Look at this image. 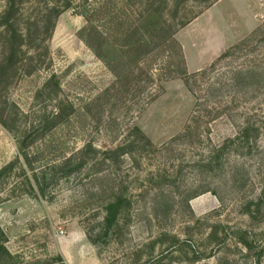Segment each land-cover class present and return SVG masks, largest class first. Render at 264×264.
<instances>
[{"label":"rangeland","instance_id":"374dc122","mask_svg":"<svg viewBox=\"0 0 264 264\" xmlns=\"http://www.w3.org/2000/svg\"><path fill=\"white\" fill-rule=\"evenodd\" d=\"M53 1L33 4L43 8ZM167 1L158 8V0H71L46 42L49 67L20 76L0 95L6 119L18 108V128L8 131L0 123V168L14 161L0 174L6 248L0 264H264V212L253 218L240 206L255 188L227 189L223 202L211 191L190 198L188 206L179 202L205 178L207 171H197L195 164L235 131L226 115L206 113L209 105L198 89L189 90L184 74L207 68L264 24V0H217L163 38L173 18V2ZM3 6L0 0V11ZM139 68L151 76L141 81L145 89L136 83L124 92L123 84L103 93L121 73L133 69L135 75ZM51 73L59 87L49 93L43 84ZM55 91L70 100L72 112L44 131L40 127L56 104ZM124 120L135 122L152 143L137 163L123 154L66 176L57 170L51 177L46 165L86 141L94 143L98 158L99 150L122 141ZM31 125L35 137L19 149L22 128L29 131ZM246 163L253 165V159ZM124 185L132 196L126 229L123 215L119 233L90 241L86 229L97 227L101 206L124 192ZM159 189L170 190V209L165 214L156 207L154 217L152 201Z\"/></svg>","mask_w":264,"mask_h":264},{"label":"trees","instance_id":"16d2710c","mask_svg":"<svg viewBox=\"0 0 264 264\" xmlns=\"http://www.w3.org/2000/svg\"><path fill=\"white\" fill-rule=\"evenodd\" d=\"M36 1L38 0H4V6L0 11V95L20 76L29 75L41 66L49 67L51 64L50 49L46 42L52 35L56 17L63 9L71 7L72 2L71 0H55L52 4L40 8L33 4ZM216 1L196 0L194 5L184 6L182 5L184 0H172L173 7L170 8L173 17L172 26L164 27L163 38H167ZM180 3H182L181 6ZM158 5V8L160 6L164 8L168 5V1L158 0ZM86 11L85 8L82 13ZM251 41L259 44H245ZM241 43L229 45L207 68L184 74V82L189 90L195 93L198 89L201 93L200 97L204 99L205 104L209 105L210 109H206V113L212 112L217 116L226 115L235 127V131L232 136L226 137L209 150L203 162L195 164L197 171L198 169L205 173L207 171L209 175L206 173L203 180L189 187L179 202L188 206L190 198L205 191H211L220 202H223L224 191L227 189L242 191L247 189L248 185L255 188V193L241 200L240 206L248 216L257 218V215L261 213L260 210L264 212V24L256 27ZM139 70L140 73L138 71L139 74L135 75L132 74L133 69L121 73L103 93L106 94L110 88H121L123 84L124 92L129 90L130 85L136 83L138 89L139 87L145 89L146 83L141 84V81H147L151 76L142 68ZM141 75H143L142 78ZM58 87L56 75L51 73L44 82L43 89L51 93ZM54 94L56 104L44 115V122L40 127L44 131L55 127L72 112L68 111L71 109L70 100L65 96H59L56 91ZM155 95L148 94L145 96L146 99L142 98L141 105L152 100ZM99 96L101 95L94 99H98ZM17 111L16 107L12 116L7 119L0 113V123L4 129L9 131L18 128L16 126ZM22 129L25 134L18 141L19 149L26 146L35 137L37 131V128L32 125L29 131ZM121 129L124 132L122 141L99 150L100 158L95 156L98 150L94 143L88 140L82 147L65 155L61 161L48 163L46 166L50 169V174L52 173L51 177L57 170L66 176L84 164L87 168H91L97 164H105L110 158L123 154L137 163V159L148 154V148L152 146V143L132 120H124ZM22 153L26 157V152ZM230 153L234 154L231 159ZM248 159H253V165L246 163ZM13 164L14 161L7 162L0 168V174L10 169ZM216 177L217 180H215ZM150 178L154 179L153 174ZM166 192L170 190L159 189L154 194L152 201L155 206L153 207L154 217H157L154 211L156 207L168 214L170 199ZM101 207L103 214L97 227L86 229V235L92 242L112 233H119V224L123 215L124 230L126 229L128 220L132 217L130 211L132 196L127 192V186L124 185V192L119 190ZM3 237L4 232L0 228V251L6 250L2 242Z\"/></svg>","mask_w":264,"mask_h":264}]
</instances>
